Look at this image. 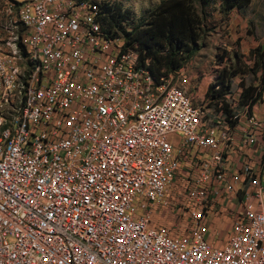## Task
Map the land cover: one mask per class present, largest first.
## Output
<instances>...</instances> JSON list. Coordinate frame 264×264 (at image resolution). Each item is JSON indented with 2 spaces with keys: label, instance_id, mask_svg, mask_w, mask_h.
Masks as SVG:
<instances>
[{
  "label": "built area",
  "instance_id": "obj_1",
  "mask_svg": "<svg viewBox=\"0 0 264 264\" xmlns=\"http://www.w3.org/2000/svg\"><path fill=\"white\" fill-rule=\"evenodd\" d=\"M99 8L0 0V264H264V165L227 166L264 115L208 121ZM176 188L185 222H154Z\"/></svg>",
  "mask_w": 264,
  "mask_h": 264
},
{
  "label": "rangeland",
  "instance_id": "obj_2",
  "mask_svg": "<svg viewBox=\"0 0 264 264\" xmlns=\"http://www.w3.org/2000/svg\"><path fill=\"white\" fill-rule=\"evenodd\" d=\"M99 7L108 3H117L123 9L129 10L132 21L126 25L139 21L155 7L160 0H89ZM196 8L203 17L199 49L179 70L164 76L169 86H175L187 91L193 103L202 109L206 119L211 120L223 108L226 119L235 113H240L242 107L248 103L242 102L241 93L245 85H257L261 72L252 74L248 68L252 67L254 57L250 51L257 46L264 50V0H250L244 10L232 9L228 13L219 10V0H210L207 4L196 3ZM120 38V37H119ZM258 56V55H257ZM234 65L240 72L231 75ZM246 70L245 72H242ZM238 106L230 108L233 100ZM249 105V104H248ZM253 112L264 115V92L261 100L253 106ZM232 124L235 121L230 120ZM264 139V138H263ZM264 141V140H263ZM262 164H264V146ZM165 207H159L154 222L169 225L173 220L185 222V219L171 212L174 202L182 200L183 191L173 189L169 191ZM221 219V218H220ZM219 225L216 232H209L214 238L217 234H226L222 227H227L225 221H216ZM225 223V224H224ZM185 233V231H177Z\"/></svg>",
  "mask_w": 264,
  "mask_h": 264
},
{
  "label": "trees",
  "instance_id": "obj_3",
  "mask_svg": "<svg viewBox=\"0 0 264 264\" xmlns=\"http://www.w3.org/2000/svg\"><path fill=\"white\" fill-rule=\"evenodd\" d=\"M209 1L160 0L147 15L129 28L126 26L132 21L129 10L117 3H106L99 8L98 20L106 34L122 38L124 48L137 51L139 63L146 65L159 78L179 70L199 49L203 17L196 3L205 5ZM249 3L250 0H219V10L223 13L234 8L244 10ZM250 54L255 59L248 71L252 74L261 72L259 83L245 85L242 82L240 86L243 87L242 102L253 107L264 92V50L257 46ZM240 70L234 65L230 74L235 75Z\"/></svg>",
  "mask_w": 264,
  "mask_h": 264
},
{
  "label": "crops",
  "instance_id": "obj_4",
  "mask_svg": "<svg viewBox=\"0 0 264 264\" xmlns=\"http://www.w3.org/2000/svg\"><path fill=\"white\" fill-rule=\"evenodd\" d=\"M263 138H264V134H263ZM263 140L264 139H259L257 144L249 146V147L243 146L239 143L232 144L230 155H229V158L227 159V166H229L232 169L236 168L239 165V163L243 161L242 157L244 154L247 155V157L250 161V162L249 161L248 162L251 163L252 165H256L257 162L260 160L262 161L263 146H264ZM259 166H260V163H259ZM221 201H222V199H221ZM235 201L238 202L237 198H235ZM222 203H223V201H222ZM229 219H230V216L225 214V215L221 216V219H219V221H221V222L225 221V223H228ZM210 226H211L212 230L218 229L219 225L216 223L215 218L213 219V222L211 223Z\"/></svg>",
  "mask_w": 264,
  "mask_h": 264
}]
</instances>
